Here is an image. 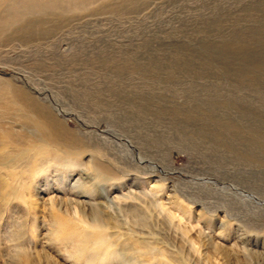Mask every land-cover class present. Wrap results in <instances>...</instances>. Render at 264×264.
Masks as SVG:
<instances>
[{"label":"rangeland","instance_id":"obj_1","mask_svg":"<svg viewBox=\"0 0 264 264\" xmlns=\"http://www.w3.org/2000/svg\"><path fill=\"white\" fill-rule=\"evenodd\" d=\"M78 1L0 0V264H264V0Z\"/></svg>","mask_w":264,"mask_h":264},{"label":"bare ground","instance_id":"obj_2","mask_svg":"<svg viewBox=\"0 0 264 264\" xmlns=\"http://www.w3.org/2000/svg\"><path fill=\"white\" fill-rule=\"evenodd\" d=\"M16 1V3H18L17 4V6H18V10H19V7L20 6H22L24 9L23 10H30L31 8H32V6H34L33 5V3L31 2V0H15ZM51 1H54V2H56L57 3V1H59V0H51ZM62 3L63 2H70V1H78V0H60ZM95 0H85V1H83L82 3H81V5H79L78 6V2H74L75 3V7H82L84 4H88V3H93ZM43 2V1H42ZM53 2V3H54ZM47 4V3H46ZM51 5V4H50ZM77 7V8H78ZM55 8H58V6H55ZM26 12V11H25ZM14 16L13 17H15V18H18L19 17V15H20V12H17V11H15V14H13ZM31 120V122L34 124L33 126L36 128V129H38L39 131H41L42 133H47V131H48V127H49V125L50 124H48V123H45V122H42V120H39V119H37V118H33V119H30ZM34 121V122H33ZM41 134V133H40ZM36 149V148H35ZM37 151V150H36ZM93 216V215H92ZM93 219H94V221H96V222H100L101 221V219H100V217L98 216V215H95L94 217H93Z\"/></svg>","mask_w":264,"mask_h":264}]
</instances>
